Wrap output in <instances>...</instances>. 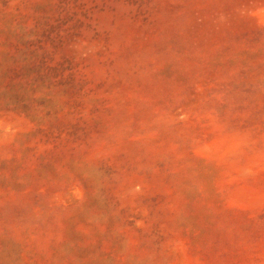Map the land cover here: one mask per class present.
Wrapping results in <instances>:
<instances>
[{"label": "rangeland", "instance_id": "1", "mask_svg": "<svg viewBox=\"0 0 264 264\" xmlns=\"http://www.w3.org/2000/svg\"><path fill=\"white\" fill-rule=\"evenodd\" d=\"M0 264H264V0H0Z\"/></svg>", "mask_w": 264, "mask_h": 264}]
</instances>
